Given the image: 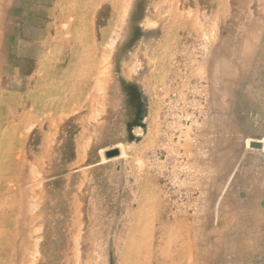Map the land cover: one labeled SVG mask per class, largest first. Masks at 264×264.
<instances>
[{
  "label": "rangeland",
  "instance_id": "1",
  "mask_svg": "<svg viewBox=\"0 0 264 264\" xmlns=\"http://www.w3.org/2000/svg\"><path fill=\"white\" fill-rule=\"evenodd\" d=\"M263 139L264 0H0V264H264Z\"/></svg>",
  "mask_w": 264,
  "mask_h": 264
},
{
  "label": "water",
  "instance_id": "2",
  "mask_svg": "<svg viewBox=\"0 0 264 264\" xmlns=\"http://www.w3.org/2000/svg\"><path fill=\"white\" fill-rule=\"evenodd\" d=\"M250 146L251 147H255V148H261V143L260 142H256V141H252L250 143ZM118 153V150L117 149H111V150H108L106 151L105 155L107 157H110V156H113V155H116Z\"/></svg>",
  "mask_w": 264,
  "mask_h": 264
},
{
  "label": "bare ground",
  "instance_id": "3",
  "mask_svg": "<svg viewBox=\"0 0 264 264\" xmlns=\"http://www.w3.org/2000/svg\"><path fill=\"white\" fill-rule=\"evenodd\" d=\"M262 142H264V139L262 140Z\"/></svg>",
  "mask_w": 264,
  "mask_h": 264
}]
</instances>
